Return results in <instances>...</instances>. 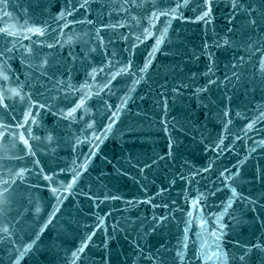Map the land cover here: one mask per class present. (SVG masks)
I'll use <instances>...</instances> for the list:
<instances>
[{"label":"water","instance_id":"1","mask_svg":"<svg viewBox=\"0 0 264 264\" xmlns=\"http://www.w3.org/2000/svg\"><path fill=\"white\" fill-rule=\"evenodd\" d=\"M241 2L0 3V264H264V2Z\"/></svg>","mask_w":264,"mask_h":264},{"label":"snow or ice","instance_id":"2","mask_svg":"<svg viewBox=\"0 0 264 264\" xmlns=\"http://www.w3.org/2000/svg\"><path fill=\"white\" fill-rule=\"evenodd\" d=\"M262 2H264V0H262ZM0 3H6V0H0ZM85 3H86V0H85ZM203 5H204V10L202 11L201 15L197 16L196 18L197 19H204L205 17H208L210 16L211 14V0H203ZM80 6H84V5H80ZM180 5L177 4L176 7L170 9L171 12L175 13L176 9L179 8ZM232 7L235 11H240V12H244L245 9H244V6H243V3L241 2V0H233V4H232ZM253 13H256V9L255 8H252L250 7L247 11V21L246 23L252 27V28H259L261 25L258 23V16L260 15L259 13H257L256 15H253ZM70 14V13H69ZM5 15H7V13H5ZM65 13L63 11H61L59 13V18L63 19ZM160 15H168L167 12H157V11H153L152 12V15L150 17V19H158V17ZM115 27V26H113ZM0 31H6L5 29H0ZM29 31H33L35 33H38L39 35H44V32L42 29L40 28H31L29 29ZM167 29H164V31L161 33V36L159 38L156 39V44L154 45V47L158 46L161 41L163 40L164 38V34L166 33ZM10 35H14V33H8ZM144 34H145V37L147 38L148 35H150V33L148 32V29H145L144 30ZM137 39H139V37H137ZM58 43V42H57ZM48 47L49 48H53L54 45L53 44H48ZM9 51L8 49H5L3 52H0V56H3L6 54V52ZM26 52H28L29 54L31 53V49H26ZM47 65H48V60L47 58H42L39 62H38V66H37V71L41 72L42 75H47ZM148 64L146 62L145 64V68H147ZM260 69L262 71H264V61L261 62L260 64ZM145 69H140V71H144ZM95 71V70H93ZM122 71H127V68H124L122 69ZM233 75H236V73H233ZM7 77H5L6 79ZM115 77H113L114 79ZM237 79H239V77H237ZM110 83V82H109ZM209 83H212V81H209ZM105 87H107V85H105ZM14 94L16 95H19V92H17L16 90H13ZM83 101H84V98H81L80 102L76 105V107H79L83 104ZM0 104H3V98L0 97ZM5 107L7 105H4ZM43 107V105H41ZM123 106V105H122ZM71 111H74V109L70 110V113L71 114ZM118 113H113V115H117ZM29 113H25V119H27ZM251 125H249L250 127ZM24 143L27 144L28 141L27 140H24ZM23 171V170H21ZM79 175V173H77V176ZM75 180V177H73V181ZM71 188V184L67 185V187H65L63 190L64 191H68V189ZM53 191H56L55 189H53ZM165 218L164 217H160V220H164ZM221 227H225L224 225H221ZM5 231H7V229H5ZM215 234V233H214ZM91 237H89L90 239ZM84 244L86 245L87 244V240L84 242ZM255 247H259V245H255ZM80 252H83L84 251V247L82 246L80 249H79ZM177 255H179V252H177ZM241 260L244 259L243 256L240 257Z\"/></svg>","mask_w":264,"mask_h":264}]
</instances>
